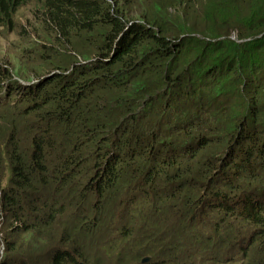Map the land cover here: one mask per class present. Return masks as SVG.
I'll list each match as a JSON object with an SVG mask.
<instances>
[{"label":"trees","instance_id":"trees-1","mask_svg":"<svg viewBox=\"0 0 264 264\" xmlns=\"http://www.w3.org/2000/svg\"><path fill=\"white\" fill-rule=\"evenodd\" d=\"M0 27L38 38L25 64L46 66L13 96L0 63V264H253L264 0H0ZM178 201L202 252L153 239Z\"/></svg>","mask_w":264,"mask_h":264},{"label":"rangeland","instance_id":"rangeland-1","mask_svg":"<svg viewBox=\"0 0 264 264\" xmlns=\"http://www.w3.org/2000/svg\"><path fill=\"white\" fill-rule=\"evenodd\" d=\"M16 20L19 23V26L21 27H26L28 24L35 22V13L32 4L29 3L20 6L16 14ZM15 32H17L18 35L16 33L8 34L4 28L0 27V63L5 65V68L9 71V75L11 77L9 81H11L12 77H14V79L18 80L20 84L26 85L37 81L38 73L36 72L44 70L46 66H44L43 69L39 70L42 65L39 64V60L35 62L33 59L29 60V64H25V56L27 57L31 54L40 53V40L34 35H32L31 37L26 36L25 38V36H22V33H18L19 30ZM31 47H36V49L28 50L26 53L25 49H30ZM23 65H27L28 67L23 68V70L21 71L20 67H22ZM43 73H46V70H44ZM45 79V77H41L42 81H44ZM9 93H12L13 96H19L22 93H27V91L18 90L11 85V90L9 91ZM263 143L264 141L262 142V144ZM253 161H255V159H253ZM106 235L107 233L104 236L106 237Z\"/></svg>","mask_w":264,"mask_h":264},{"label":"clouds","instance_id":"clouds-1","mask_svg":"<svg viewBox=\"0 0 264 264\" xmlns=\"http://www.w3.org/2000/svg\"><path fill=\"white\" fill-rule=\"evenodd\" d=\"M37 81H34L26 85L35 84ZM10 85L15 87L16 85H22V84H20L19 81L15 80L13 77ZM26 85H24V87ZM24 87L21 89L25 91ZM16 89H19V88H16ZM163 184H166V183H163ZM169 184L173 185V183H169ZM158 185H160V183H157V185L154 188L158 187ZM161 190H164V188H161ZM168 190L173 191L170 189ZM159 195H163V193H159ZM180 204H181L180 201H178V204L173 206V211L167 216L168 223H167L166 228L163 231L159 232L157 235L153 236V239L159 242L160 250L164 254L167 250L175 252V255L184 254L183 251L185 249L187 252H192V253L202 252L200 250L201 248L195 249L194 246L190 244V241H191L190 238H186L184 236V233L178 231L179 226L182 224L180 221L183 220L185 222V218H186L185 212H181L178 210V208L180 207ZM260 205L261 206L259 207V209L261 207H263L264 209V203H260ZM152 222H155V221H152ZM170 231L173 232V236L168 235ZM251 236H252V233H251ZM191 239L192 241H194V238H191ZM240 247L233 248V250L237 252L240 249ZM244 249H248L247 255L250 257L251 262L253 264H259L260 262H262L264 258L259 259V256L264 255V232L260 234V236L254 241V243L251 242L250 245L245 246ZM235 252L228 250V249L218 247V246H208L206 247L203 253H205L206 256H209L211 260L218 261V262L241 260L245 256V254L241 255ZM151 259H152L151 255L145 256L142 259V263H146L150 261Z\"/></svg>","mask_w":264,"mask_h":264},{"label":"bare ground","instance_id":"bare-ground-1","mask_svg":"<svg viewBox=\"0 0 264 264\" xmlns=\"http://www.w3.org/2000/svg\"><path fill=\"white\" fill-rule=\"evenodd\" d=\"M130 131H131V130H130ZM131 132H132V131H131ZM169 138H170V137H169ZM148 154H150V153H148ZM245 157H246V155L243 156V158H245ZM235 159H236V158H235ZM238 159H239V158H238ZM157 163H158V162H157Z\"/></svg>","mask_w":264,"mask_h":264},{"label":"water","instance_id":"water-1","mask_svg":"<svg viewBox=\"0 0 264 264\" xmlns=\"http://www.w3.org/2000/svg\"><path fill=\"white\" fill-rule=\"evenodd\" d=\"M146 260V259H145Z\"/></svg>","mask_w":264,"mask_h":264}]
</instances>
